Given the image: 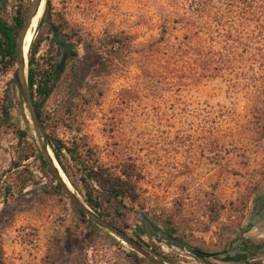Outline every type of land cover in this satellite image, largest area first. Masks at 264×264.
Segmentation results:
<instances>
[{
  "label": "rangeland",
  "instance_id": "374dc122",
  "mask_svg": "<svg viewBox=\"0 0 264 264\" xmlns=\"http://www.w3.org/2000/svg\"><path fill=\"white\" fill-rule=\"evenodd\" d=\"M30 1L0 0V12ZM198 1L48 0L59 34L35 25L22 42L38 31L34 64L56 67L41 130L85 144L107 177L126 181L132 199L100 194L99 209L161 264H244L245 242L259 246L245 264H264V39L227 30L250 0H201L202 11ZM252 4L248 31L264 23ZM13 71L0 74L1 264H155L80 221L36 156L19 159L38 142Z\"/></svg>",
  "mask_w": 264,
  "mask_h": 264
},
{
  "label": "trees",
  "instance_id": "16d2710c",
  "mask_svg": "<svg viewBox=\"0 0 264 264\" xmlns=\"http://www.w3.org/2000/svg\"><path fill=\"white\" fill-rule=\"evenodd\" d=\"M198 1V0H197ZM260 5L257 7L258 11L264 16V7L262 0H259ZM253 0L247 2L246 11L240 15L239 19L244 21L238 22L236 26L239 27L234 29V26H230L227 30L235 34L230 35L232 39H264V23H255L252 30L248 31L247 27L250 25V21H253L256 16L253 8ZM205 1L199 0L197 2L198 7L201 11L205 10ZM27 8L21 9L16 7L14 15L7 18L2 12H0V74H5L11 70L15 63V46L18 34L23 25L25 14ZM49 12V3L48 0L44 1L42 14L36 24L37 30L40 27H45L46 31L51 34V36H57L59 32L57 31L55 25L50 22L48 18ZM218 24L222 20V16L213 13ZM257 21V20H256ZM233 23H236L232 21ZM254 23V22H253ZM112 39L109 42V46L113 47L114 44H118L120 41L118 39H128L126 35L122 38L111 37ZM40 39L38 37V31L36 36L31 40L29 47L26 52V74H25V84L27 93L31 102L33 111L43 128L42 121V105L46 98L50 95L53 87L52 83V72L56 70V67L53 63L48 64L49 71L41 70L36 67L34 64V55ZM108 47V48H110ZM67 59L71 60L75 56V51L67 49L66 50ZM8 100V99H7ZM44 129V128H43ZM17 141H22L25 137L24 131H15ZM45 143L51 152V155L59 167L61 173L64 175L65 179L69 185L75 190V192L81 197V203L87 207L92 213L98 215L101 218H105L107 214L100 211V194H104L108 198L114 199L116 203L120 204L122 200H131L132 197L129 193V189L124 187L126 181H120V178H111L107 177L101 166L97 163L95 157H93V152L85 144H78L71 142L69 145L64 143L62 140L47 135H44ZM22 155L19 158L20 160H25L30 156H36V160L39 162L42 170H45L49 175L51 182L53 183L50 187V191L56 194H63V189L61 185L56 181L51 171L48 168V165L44 158L38 154V151L33 150L31 147H24L22 149ZM18 163V162H17ZM17 163H14L16 165ZM121 175L124 178L130 177L128 172L121 171ZM14 176L16 174H13ZM90 183H93L97 189L96 191ZM80 221L87 223L88 225L94 226V224L86 218V215L83 211L76 208ZM109 223L122 231L121 227L112 221L109 220ZM244 251L246 259L241 260V263H247L249 260L248 256L254 255V250L258 249L259 246L251 245L249 242H245ZM193 254H203L197 248L192 249ZM194 254V255H195ZM156 256V255H155ZM162 261V258L159 259ZM1 264V259H0Z\"/></svg>",
  "mask_w": 264,
  "mask_h": 264
},
{
  "label": "water",
  "instance_id": "95a60500",
  "mask_svg": "<svg viewBox=\"0 0 264 264\" xmlns=\"http://www.w3.org/2000/svg\"><path fill=\"white\" fill-rule=\"evenodd\" d=\"M41 0H31L28 11L26 13L23 25L21 27V30L18 34L16 46H15V63H14V71H13V79L16 83L19 95L21 97V100L23 104L26 106V109L29 113L30 121L32 124V129L35 134V137L38 142V154L41 155L44 160L46 161L49 170L51 171L52 175L56 179V181L61 185L63 192L66 194V196L76 205L78 209L83 211L86 215V218L94 223L95 225L109 231L110 233L115 234L118 238H120L122 241H124L126 244H128L134 251L138 252L141 256L146 258L147 260L155 263V264H161L159 261L155 260L153 257H151L147 252H145L140 245H138L136 242H134L130 237H128L123 231H120L107 221H105L103 218L99 217L98 215L92 213L88 208H86L73 194V192L70 190V185L65 179L64 175L61 173L59 167L57 166L56 162L54 161L51 152L49 151L44 135L41 130L40 123L33 111V108L31 106V102L27 93L25 79H24V65L26 60V54L23 56L22 53V42L23 38L25 36L26 30L28 29L30 25V21L32 17L36 14L38 6L40 4ZM60 173L64 177L65 181L61 177Z\"/></svg>",
  "mask_w": 264,
  "mask_h": 264
},
{
  "label": "bare ground",
  "instance_id": "6f19581e",
  "mask_svg": "<svg viewBox=\"0 0 264 264\" xmlns=\"http://www.w3.org/2000/svg\"><path fill=\"white\" fill-rule=\"evenodd\" d=\"M42 3H43V0H41L40 1V4H39V6H38V9H37V12H36V14L32 17V19H31V21H30V27L28 28V30H30L31 28H33V27H35V25H36V22H37V18H38V10L40 9H42ZM28 42H29V38H26V40H25V43H24V51H22V53H23V56H25V54H26V50H27V46L29 45L28 44ZM26 68V67H25ZM60 175H61V177L63 178V180L65 181V179H64V177L62 176V174L60 173ZM66 182V181H65Z\"/></svg>",
  "mask_w": 264,
  "mask_h": 264
}]
</instances>
